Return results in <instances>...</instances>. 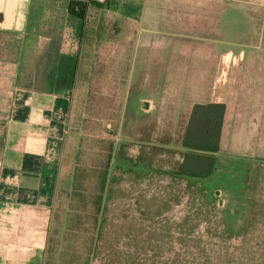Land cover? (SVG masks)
Here are the masks:
<instances>
[{
  "label": "rangeland",
  "instance_id": "obj_1",
  "mask_svg": "<svg viewBox=\"0 0 264 264\" xmlns=\"http://www.w3.org/2000/svg\"><path fill=\"white\" fill-rule=\"evenodd\" d=\"M186 6L185 17H154L149 29L130 35L143 57L130 94L95 81L112 72L107 31L90 67L97 75L68 98L51 264H257L231 257L225 192L176 171L193 105L221 99L227 75L240 85L254 68L246 64L264 58V0ZM3 133L0 120V155Z\"/></svg>",
  "mask_w": 264,
  "mask_h": 264
},
{
  "label": "crops",
  "instance_id": "obj_2",
  "mask_svg": "<svg viewBox=\"0 0 264 264\" xmlns=\"http://www.w3.org/2000/svg\"><path fill=\"white\" fill-rule=\"evenodd\" d=\"M86 1L0 0V264H51L62 118L79 83L97 75L90 67L104 34L113 33L106 62L112 72L95 81L113 82L130 94L127 83L142 79L135 76L143 59L130 35L149 29L154 17H185L187 2L201 0ZM75 2L85 4L82 18L69 14ZM246 65L254 68L241 75L240 85L227 75L221 99L194 105H224L207 181L215 194L226 195L225 242L231 257L264 264V216H244L247 209L264 210V58ZM217 177L221 185L212 181Z\"/></svg>",
  "mask_w": 264,
  "mask_h": 264
},
{
  "label": "trees",
  "instance_id": "obj_3",
  "mask_svg": "<svg viewBox=\"0 0 264 264\" xmlns=\"http://www.w3.org/2000/svg\"><path fill=\"white\" fill-rule=\"evenodd\" d=\"M84 9L83 3H71L69 14L82 18ZM223 114L222 104H197L192 107L181 141L185 153L176 176L203 181L210 178L215 166L213 154L218 151Z\"/></svg>",
  "mask_w": 264,
  "mask_h": 264
},
{
  "label": "built area",
  "instance_id": "obj_4",
  "mask_svg": "<svg viewBox=\"0 0 264 264\" xmlns=\"http://www.w3.org/2000/svg\"><path fill=\"white\" fill-rule=\"evenodd\" d=\"M86 3L96 4V5H105L107 0H87Z\"/></svg>",
  "mask_w": 264,
  "mask_h": 264
},
{
  "label": "water",
  "instance_id": "obj_5",
  "mask_svg": "<svg viewBox=\"0 0 264 264\" xmlns=\"http://www.w3.org/2000/svg\"><path fill=\"white\" fill-rule=\"evenodd\" d=\"M148 108V103L142 102L141 103V109L146 110Z\"/></svg>",
  "mask_w": 264,
  "mask_h": 264
}]
</instances>
